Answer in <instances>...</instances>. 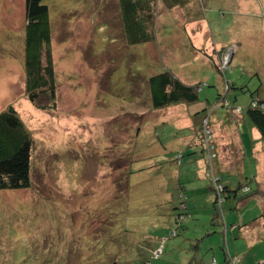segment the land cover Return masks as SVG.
<instances>
[{"label":"rangeland","instance_id":"1","mask_svg":"<svg viewBox=\"0 0 264 264\" xmlns=\"http://www.w3.org/2000/svg\"><path fill=\"white\" fill-rule=\"evenodd\" d=\"M196 2L208 30L158 2L156 41L130 46L117 1L43 0L56 90L41 110L24 93V0H0V114L13 108L32 140L31 187L0 190V264L264 262V229L239 228L264 205L249 197L264 144L244 117L264 95V0ZM163 72L203 86L199 100L154 110L146 79ZM211 172L235 198L218 205Z\"/></svg>","mask_w":264,"mask_h":264},{"label":"trees","instance_id":"2","mask_svg":"<svg viewBox=\"0 0 264 264\" xmlns=\"http://www.w3.org/2000/svg\"><path fill=\"white\" fill-rule=\"evenodd\" d=\"M119 7V13L122 23V33L126 43L130 46L138 44H147L155 42L157 28H155V9L158 2L164 4L168 9L177 8L178 11L190 12L192 18L188 22H197L199 25L202 22L206 23V29H209V24L202 17V10L196 0H115ZM49 8L43 3V0H24V15L26 25L24 27V93L26 99L41 110L54 108L55 105V70L50 52V43L52 40V26L49 21ZM186 15V12H184ZM178 22V20H177ZM106 26V24H105ZM185 30L186 26H183ZM186 34V33H185ZM187 35V34H186ZM188 36V35H187ZM190 39V37L188 36ZM191 49H194L191 41ZM227 48H220V51L225 53ZM219 50H215L213 57H218ZM206 56L204 53H202ZM45 56V61L43 57ZM207 55L206 57H208ZM219 59V58H218ZM217 71L220 72V67L217 62L211 58ZM203 86H189L179 80V78L171 72H163L157 75H152L146 79V90L151 106L154 110L168 108L173 105L193 104L199 100L198 90ZM264 96V95H263ZM47 100V105L37 104V101ZM256 102V103H255ZM255 103V107H252ZM241 113V112H240ZM239 113V114H240ZM245 117L254 127L260 137L264 140V101L257 97H251V102L246 108ZM205 129V128H204ZM206 133L204 134L205 138ZM207 136V135H206ZM205 144H209L204 139ZM32 140L29 131L23 125L18 114L13 108H8L0 114V190H24L31 187V157ZM212 146L213 145H208ZM214 148V147H213ZM207 156L208 147L205 149ZM214 179L211 177L213 191L215 192L216 202L220 206L224 200L229 199V193L226 194L227 187L219 185L220 190L216 191L214 187ZM244 192L249 190V187L239 186ZM238 189V190H239ZM219 191V192H218ZM230 191V190H229ZM248 194V193H247ZM236 196V191L233 192V198ZM257 196L255 190L249 197ZM185 214L187 209L185 208ZM177 219H181L184 223L191 219L188 214L182 216L178 214ZM264 220V214L260 216ZM175 232V231H174ZM173 234H176V232ZM224 261L226 264H232L233 259L226 250L224 253ZM215 261V260H214ZM212 264H216L212 262ZM260 264V263H259Z\"/></svg>","mask_w":264,"mask_h":264},{"label":"crops","instance_id":"3","mask_svg":"<svg viewBox=\"0 0 264 264\" xmlns=\"http://www.w3.org/2000/svg\"><path fill=\"white\" fill-rule=\"evenodd\" d=\"M208 1V0H207ZM213 1H218V0H211V2H213ZM175 9V8H174ZM192 18L189 16L188 18L185 16V15H183L182 16V24L184 25V26H188V25H198L197 24V22H195L194 21V23H192V22H188L189 20H191ZM26 25V24H25ZM202 25H206V23H204V22H202ZM258 96L260 97V99L261 100H263L264 101V96L263 95H260V94H258ZM235 116H236V114L235 113H233ZM245 115V114H244ZM245 117V116H244ZM246 118V117H245ZM237 119V121L239 120L238 118H236ZM246 120L248 121V119L246 118ZM242 121V120H241ZM249 122V121H248ZM252 126V125H251ZM252 129H253V139L255 140V142H256V144H257V148H258V146L260 145V144H264V140L260 137V134L258 133V131L254 128V127H252ZM251 148V151H255V150H257L256 149V145H254V146H252V147H250ZM264 150V149H263ZM238 151L240 152V155H241V157H242V155H244L245 154V147L243 146V144H242V142L240 141V143H238ZM261 168H262V172L261 173H259V175H258V177H257V182H256V177H255V175H253V179H252V181H254L257 185H256V194L258 195L257 197L259 198V195H262L263 194V196H264V164H261ZM218 171H220V168L218 167ZM241 176H244L245 174L244 173H242V174H240ZM230 192H233V190H231L230 189V191H229V194H231ZM259 205H261V201H260V198H259V203L257 204V206H259ZM261 214L260 215H256L255 217H250V219H248V221L244 224V222L245 221H243L244 220V218L246 217V216H244L243 215V217L240 219V221H239V225H240V227L239 228H241V227H244V229H246V230H248V229H252V228H259V229H264L263 227V224H264V220L260 217L262 214H264V205H262V207H261ZM247 220V219H246ZM250 233H251V231L249 232V231H246V235H250ZM252 239V238H251ZM249 247V246H248Z\"/></svg>","mask_w":264,"mask_h":264},{"label":"built area","instance_id":"4","mask_svg":"<svg viewBox=\"0 0 264 264\" xmlns=\"http://www.w3.org/2000/svg\"><path fill=\"white\" fill-rule=\"evenodd\" d=\"M233 53H234V48L233 47H230L229 49H227V51L225 52V56H224V60H223V63H222V66H221V69H225L226 67H227V65H228V63H229V60H230V57H232V55H233ZM256 103V102H255ZM255 103H252V107H255ZM237 111H239V110H237ZM207 135V136H206ZM206 135H205V137H206V141H208L207 139H210L211 138V135L209 134V132H206ZM209 144H207L206 145V147H208V153L209 154H211L212 155V150H213V147L212 146H208ZM211 155H209V159H210V156ZM213 156V155H212ZM211 156V157H212ZM214 157V156H213ZM214 187H216V191L217 190H220L221 189V187L219 186V185H217V183L214 181ZM219 192V191H218ZM238 262V260L237 259H233L232 260V264H235V263H237ZM260 264H264V262H262V263H260Z\"/></svg>","mask_w":264,"mask_h":264},{"label":"clouds","instance_id":"5","mask_svg":"<svg viewBox=\"0 0 264 264\" xmlns=\"http://www.w3.org/2000/svg\"><path fill=\"white\" fill-rule=\"evenodd\" d=\"M233 56V55H232ZM232 58V57H231ZM231 62V59L229 60V63ZM228 63V64H229ZM221 68V67H220ZM221 71L223 70V69H220ZM237 110H239V109H235V112L237 113V114H239L240 112H241V110H239V111H237ZM209 157V156H208ZM209 159V158H208ZM211 177H214V178H216L217 176H215L214 175V173H212L211 172ZM214 181L216 182V180L214 179ZM213 262H215L214 260H213Z\"/></svg>","mask_w":264,"mask_h":264},{"label":"water","instance_id":"6","mask_svg":"<svg viewBox=\"0 0 264 264\" xmlns=\"http://www.w3.org/2000/svg\"><path fill=\"white\" fill-rule=\"evenodd\" d=\"M230 59H231V57H230Z\"/></svg>","mask_w":264,"mask_h":264}]
</instances>
